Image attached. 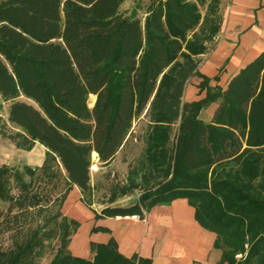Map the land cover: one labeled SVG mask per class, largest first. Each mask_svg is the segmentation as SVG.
<instances>
[{"label":"trees","instance_id":"1","mask_svg":"<svg viewBox=\"0 0 264 264\" xmlns=\"http://www.w3.org/2000/svg\"><path fill=\"white\" fill-rule=\"evenodd\" d=\"M125 2L0 0V96L19 129L17 146L46 147L41 166H0V201L9 203L2 226L46 211L40 185L65 184L58 209L43 224L21 227L0 248V264H41L48 253L49 264H151L124 257L114 240L92 243V261L74 256L69 244L80 223L61 208L74 185L92 193L93 153L110 165L142 115L138 165L111 199L143 191L136 204L104 215L143 216L186 197L217 234L219 264H264V51L226 89L211 87L198 57L221 30V0H150L144 17L136 7L123 10ZM194 75L206 96L185 102ZM218 99L213 119L200 118Z\"/></svg>","mask_w":264,"mask_h":264},{"label":"crops","instance_id":"2","mask_svg":"<svg viewBox=\"0 0 264 264\" xmlns=\"http://www.w3.org/2000/svg\"><path fill=\"white\" fill-rule=\"evenodd\" d=\"M220 12L219 40L211 52L200 56L204 58L199 71L211 78V87L218 85L226 89L230 80L264 51V0H221ZM217 75L219 80L215 79ZM202 81L197 75L188 80L185 102L206 96L207 90L200 88ZM91 97L95 103L96 96ZM221 101L218 99L203 109L201 114L207 111V117L200 115V118L211 121ZM120 153L111 164L118 161ZM140 195L130 196L129 203H121L123 200L119 199L115 205L97 207L86 202L82 189L74 185L62 205L64 215L80 223L71 237V253L92 261L96 255L92 243L107 244L114 240L124 257L150 259L151 264H219L222 251L216 247L217 234L199 223L196 209L186 197L157 204L144 210L143 216L104 215L108 207L126 208L136 204Z\"/></svg>","mask_w":264,"mask_h":264},{"label":"rangeland","instance_id":"3","mask_svg":"<svg viewBox=\"0 0 264 264\" xmlns=\"http://www.w3.org/2000/svg\"><path fill=\"white\" fill-rule=\"evenodd\" d=\"M149 1L150 0H126L122 9L130 11L136 7L139 15L144 17ZM201 11L203 14H206L207 5L201 6ZM218 40L219 34L211 43H209L208 53L215 48ZM198 58L202 61L204 57L199 56ZM203 70L206 71V69ZM22 99L27 100L24 97H22ZM9 104V102H4L0 96V166L6 164L21 169H23L26 165L32 167L41 166L46 156V148L40 143H36L31 150H25L17 146L14 136L19 129L8 120ZM90 104H94L92 97H90ZM206 112L207 111H203V114H200L202 118L207 117ZM146 124L147 119L144 115L134 121L131 138L126 147L121 150L119 155L120 158L115 164H111L106 167L101 166L99 161L95 160L93 156V164H97L98 167L97 169H93V167H91L93 190L92 193H87L85 195L86 200L91 201L97 207H101L106 205H115V201L119 199L123 200L121 203H129L130 196L137 198L138 195L142 193V189H137L126 196H118L115 201H112L111 199L114 189L118 186L126 184L130 169L138 165L140 155L145 145L143 134ZM40 186L44 187L43 191L46 194V199L44 201L46 211L41 214L37 213L34 216H29L27 220L23 218L19 223L12 224L11 226L13 227L11 228H7L6 225L2 226L8 217L9 203L0 201V248L6 249L10 247L13 244L15 235L19 230H21V227L25 225V228H29L30 226L43 224L45 217H47L50 212H55L58 209V200L61 198L65 190L64 182L55 180L52 183L42 184ZM15 192H18V190L15 189ZM54 224V222L49 223L48 228L53 227ZM53 243H56V240H54ZM52 257L53 255L48 253L41 260V264H49Z\"/></svg>","mask_w":264,"mask_h":264},{"label":"bare ground","instance_id":"4","mask_svg":"<svg viewBox=\"0 0 264 264\" xmlns=\"http://www.w3.org/2000/svg\"><path fill=\"white\" fill-rule=\"evenodd\" d=\"M95 155H96V153L94 152L93 156H95ZM92 167H93V169H97L98 166H97V164L94 163V164L92 165Z\"/></svg>","mask_w":264,"mask_h":264},{"label":"water","instance_id":"5","mask_svg":"<svg viewBox=\"0 0 264 264\" xmlns=\"http://www.w3.org/2000/svg\"><path fill=\"white\" fill-rule=\"evenodd\" d=\"M95 160H99V155L98 153H96V155L94 156Z\"/></svg>","mask_w":264,"mask_h":264}]
</instances>
